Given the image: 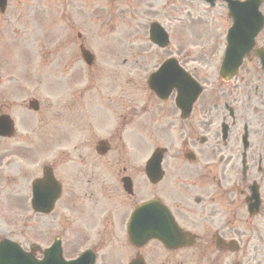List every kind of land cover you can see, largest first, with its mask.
I'll list each match as a JSON object with an SVG mask.
<instances>
[{"label":"flooded vegetation","instance_id":"1","mask_svg":"<svg viewBox=\"0 0 264 264\" xmlns=\"http://www.w3.org/2000/svg\"><path fill=\"white\" fill-rule=\"evenodd\" d=\"M218 3L223 4L222 1ZM205 5L187 2L184 7L196 9ZM145 6L144 13H140V21L150 23L154 20V3H146ZM204 22L198 19L191 24ZM177 56L184 62L192 60L181 50L177 51ZM243 72L247 73L245 68L239 71L237 78L241 76L244 79ZM239 88L244 87L228 83L224 87L228 92L226 98L222 94L215 104L205 109L195 108L193 114L199 120L193 125L194 131L190 130V124L186 125L185 131L175 132V136L171 134L172 130H154V142L166 147L159 181L148 180L140 163L124 156L122 149L125 144L121 134L117 139L122 145L110 147L100 156L103 159L100 165L80 164L78 169L63 173L61 179L54 171L61 184L62 208L80 211L82 206L78 204H87L86 211L100 219L105 229L126 236L127 220L136 206L150 199L162 201L183 231L181 241L184 247L168 249L154 239L136 245L131 244L126 236V250L132 248L125 254L127 263L140 262L143 258L147 264H264V132L261 137L264 116L254 115V111L264 110V87H254L252 94L246 92L243 97L239 95ZM22 105L14 104L12 99L6 100L5 112L10 120H13L12 114L15 121L25 120L20 139L17 141L16 132L7 138L9 159L25 156L29 150L27 114H24ZM78 108L83 115L88 112L82 103ZM110 109L114 114L125 117L122 98L118 97ZM56 111L60 117V106H56ZM137 111L129 109L128 113ZM69 112H75L73 104ZM168 116L172 120L174 114ZM223 124L227 125L225 132ZM172 125L171 122L168 127ZM83 130L84 136L91 132L89 127ZM177 141L182 144L180 150L178 143L175 145ZM77 149L81 147L74 146V151ZM188 150L196 155L194 163L182 157ZM187 159L193 160L191 152H187ZM86 176L89 180L84 179ZM257 184L261 203L255 213L254 199L248 198V192L250 185L255 189ZM23 185L14 190L8 188L7 198L25 203L28 185H25V190ZM146 195V199L136 201ZM247 202L252 207L251 213ZM156 213L168 217L164 212ZM142 219L154 229L152 215ZM7 220H14L11 212L7 213Z\"/></svg>","mask_w":264,"mask_h":264},{"label":"rangeland","instance_id":"2","mask_svg":"<svg viewBox=\"0 0 264 264\" xmlns=\"http://www.w3.org/2000/svg\"><path fill=\"white\" fill-rule=\"evenodd\" d=\"M44 2H47L46 5L47 9L49 7H56L55 0H44ZM66 0H61V5H65ZM17 5H20V0H11L8 10L4 15L0 16V31L3 35V37L0 39V63H3L4 60L6 62H9V66L11 67L12 71H17V69L20 67L18 64L20 52L22 49V42L24 43L23 39L21 41V31L24 29V26L21 24V18L17 16L16 14H19L20 11L17 8ZM114 8V5L111 6V10ZM36 10V9H34ZM102 11L97 9L95 11V15L98 18L102 17ZM29 25H30V33L29 37L27 38V41L29 42L30 50L29 51H35L37 48L40 47L41 41H42V32L39 28H44L47 23L40 22L37 19L36 21L40 22L38 28L33 25L36 21L32 22V16L34 14L33 10H29ZM36 40H38V44H36ZM94 47L93 49L95 52H99L101 50L100 47L97 46V43L93 41ZM41 74H29L28 75V91H29V97L34 96L38 98L39 100H47L52 99V91L44 89L42 85H40V78ZM3 77V74H2ZM6 230H9L8 227L2 223H0V234ZM49 232V231H48ZM19 239L22 240L20 236H17ZM93 240L95 239V234L90 231H77L75 232L74 240L79 242L81 240ZM49 241V235L48 238L45 240L44 244H47ZM106 257L109 258L110 251L107 250Z\"/></svg>","mask_w":264,"mask_h":264}]
</instances>
